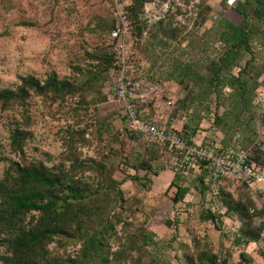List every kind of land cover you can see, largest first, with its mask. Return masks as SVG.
Returning <instances> with one entry per match:
<instances>
[{"label": "rangeland", "instance_id": "374dc122", "mask_svg": "<svg viewBox=\"0 0 264 264\" xmlns=\"http://www.w3.org/2000/svg\"><path fill=\"white\" fill-rule=\"evenodd\" d=\"M237 1L149 0L145 3L141 20L147 29L141 38L132 34L131 43L156 88L150 93L148 103L138 106L145 118L167 127L184 128L202 142L214 135L220 143L223 133L215 128L213 115L221 112L223 106L217 107L215 101H210L208 109L205 102L203 108L196 103H183L185 83L179 84L170 73L173 58H194L205 62L206 58L219 54L220 42L209 27L221 16L238 23L241 15L234 8ZM206 5L210 10L205 13L206 21L200 23ZM110 19L109 0H0V87L16 86L20 75L32 74L44 80L52 70L59 78L73 77L77 74L76 67L95 70L97 60L89 55L111 46L107 28ZM159 20L173 36L164 46L148 34L155 30ZM157 36L160 38L161 32ZM257 52L258 61L262 60L264 50L260 48ZM237 71L234 69L235 73ZM103 75L104 78L87 87L84 99L74 95L53 102L50 98L32 95L25 112L20 107L0 109V156L17 159L10 152L9 134L14 122H21L22 114L26 113L30 117L25 146L29 158H40L50 166L59 163L68 166L66 158L71 156L70 147H73L80 160L93 158L104 162L125 200L117 205L107 204L109 211L120 212L126 223L125 229L122 220L117 225L119 234L126 230L149 235L146 244L141 243L132 251L135 256L139 250L146 260L144 264L149 260H156L158 264H186L183 253L191 250V238L195 234L207 236L213 251L227 256L230 263L239 261V254L244 251L252 258L249 264H264L261 255L264 226L258 242L234 246L232 240L240 223L236 218L223 215V203L214 196L215 192L204 190L201 193L199 176L203 174V165L182 172L178 181L187 186L188 192L182 201L173 203L175 188L168 185L174 172L178 171L173 164L174 152L139 134L129 133L120 106L110 99V71ZM257 95L255 91L248 129L251 139L264 148V105L256 99ZM224 97L226 99L228 94ZM168 100L171 104H166ZM239 128H246L243 119ZM192 129H195L194 133ZM241 129H235L239 141L242 139ZM79 131L84 133L76 134ZM246 146L250 149L251 142ZM138 154H143L145 160L153 158L152 170L135 168ZM6 164L0 161V175ZM82 176L92 178L95 173L87 170ZM96 180L95 177L93 181ZM220 189L232 198L249 193L256 208H262L264 192L250 190L231 180L222 182ZM207 209L221 214L218 228L202 218ZM259 221L264 222V216L258 217ZM55 245L52 243L50 247ZM77 247L67 246L65 251L74 253ZM2 251L0 247V253ZM57 251L62 253L63 249Z\"/></svg>", "mask_w": 264, "mask_h": 264}, {"label": "trees", "instance_id": "16d2710c", "mask_svg": "<svg viewBox=\"0 0 264 264\" xmlns=\"http://www.w3.org/2000/svg\"><path fill=\"white\" fill-rule=\"evenodd\" d=\"M127 1L131 37L133 34L135 38H141L147 29L141 14L149 0ZM234 8L241 15L238 23L221 16L209 27L220 42L219 54L206 58L205 62L194 58H173L170 75L179 84L185 83L183 103H196L203 108L205 102L208 109L210 101H215L217 107L223 106L221 112L213 115L215 128L223 133L221 149L242 147L247 150L251 162L263 168L264 148L251 139L248 126L252 119L255 91L264 83V57L259 61L257 58V49L264 50V0H238ZM209 10L210 7L206 5L200 23L206 21L205 13ZM116 25L117 20L111 12L108 35ZM154 27L155 30L148 34L156 38L161 46L167 45L173 36L165 30L163 21L159 20ZM158 32H161L160 38ZM89 56L97 60L95 70L76 67L77 74L71 78H59L54 70L44 80L32 74L20 75L16 86L0 87V109L20 107L25 112L32 95L47 97L53 102L74 95L84 99L83 93L87 87L95 80L104 78L103 73L111 70L113 59L111 46ZM236 68L237 73L234 72ZM226 94L228 97L225 99ZM242 119L246 124L244 129L239 128ZM29 124V115L23 113L21 122H14L10 129L9 148L17 159L0 156V161L7 163L0 175V247L3 250L0 264H144L146 260L139 250L135 256L132 251L139 248L141 243L146 244L149 235L126 230L119 234L117 225L122 217L120 212L111 213L107 204L117 205L125 200L104 162L93 158L80 160L73 147H70L71 156L66 158L69 160L68 166L65 163L50 166L40 158H29L25 151L26 127ZM235 129H241V141L236 140ZM191 132L194 133L195 129ZM81 133L84 131L76 134ZM249 142L250 149L246 148ZM138 155L135 157L139 159L134 163L135 168L152 170L153 158L145 160L143 154ZM201 168V193L206 190L214 194L209 170L203 166ZM87 170L95 173L96 181H93L95 177L87 176V180L82 176ZM182 172L185 171L178 168L168 185L175 188L173 203L182 201L188 192L187 186L178 181L183 176ZM134 178L140 179L138 176ZM220 186L218 184L214 196L223 203V215L236 218L240 223L232 244L242 246L258 242L264 222H257V218L264 216V202L262 208H256L249 193L232 198L224 195ZM220 217L221 214L211 209L202 213V218L210 220L217 228ZM52 243L56 244L53 248L50 247ZM191 243V250L183 253L186 264H249L252 261L251 256L242 251L240 260L230 263L227 256L213 251L205 235L195 234ZM67 246L78 247L74 253H69L65 251ZM59 249H63V252L58 253ZM261 255L264 258V251H261ZM148 264H158V261L149 260Z\"/></svg>", "mask_w": 264, "mask_h": 264}, {"label": "built area", "instance_id": "2783aa9c", "mask_svg": "<svg viewBox=\"0 0 264 264\" xmlns=\"http://www.w3.org/2000/svg\"><path fill=\"white\" fill-rule=\"evenodd\" d=\"M109 2L111 12L117 20V25L108 35L113 54L110 99L120 106L129 133L167 145L174 152L173 164L182 171L203 165V168L209 170L214 192L218 184L227 180L246 186L250 190L264 192V167H258L251 162L246 149H221L219 140L214 135L202 142L187 133L184 128H176L173 125L167 127L155 120L150 121L139 111L138 106L147 104L150 93L156 88L150 80V73L146 71L144 62L138 58L136 49L131 45V25L126 10L128 1ZM256 92V99L264 105V85H260ZM166 104H171V101L168 100Z\"/></svg>", "mask_w": 264, "mask_h": 264}]
</instances>
